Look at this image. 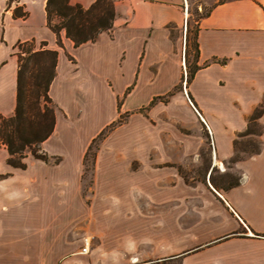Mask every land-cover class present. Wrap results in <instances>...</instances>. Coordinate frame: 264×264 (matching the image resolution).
Listing matches in <instances>:
<instances>
[{
	"label": "crops",
	"instance_id": "1",
	"mask_svg": "<svg viewBox=\"0 0 264 264\" xmlns=\"http://www.w3.org/2000/svg\"><path fill=\"white\" fill-rule=\"evenodd\" d=\"M7 1L0 0V113L8 117L15 108V45L34 40L45 42L43 49L56 50L49 88L55 128L41 148L59 161L49 165L34 159L30 164L27 156L26 169L0 180V264H58L61 259L67 264L73 249L67 235L84 204L83 148L67 160V120L79 116L78 105L68 98H91L92 120L104 115L107 98L111 115L101 129L112 121L117 97L133 82H159L156 88L166 90L182 74L186 15L193 3L210 8L196 23L198 69L187 86L193 110L218 135L215 151L209 155L199 199L184 201V180L167 166L154 169L144 198L160 204L159 239L173 257L191 247L197 251L191 255L194 264H264V133L262 150L237 160L238 139L233 137L246 130L247 117L264 96V0H120L112 3L111 29L76 48L64 31L62 48L57 46L47 27L46 0H19L17 5L28 13L25 19L14 18L16 4L8 8ZM94 1L69 0L85 9ZM183 27L184 42L171 36ZM224 113L236 114L224 118L228 127L218 122L217 115ZM0 148L6 155L0 156V165L3 160L6 164L7 153ZM31 166L34 172H27ZM128 189V200L135 199L130 197L135 186ZM77 227L85 234L97 230L87 224ZM123 231L118 222L110 232L118 238ZM127 233L136 234L134 220ZM82 246L83 238L76 254L83 255Z\"/></svg>",
	"mask_w": 264,
	"mask_h": 264
},
{
	"label": "rangeland",
	"instance_id": "2",
	"mask_svg": "<svg viewBox=\"0 0 264 264\" xmlns=\"http://www.w3.org/2000/svg\"><path fill=\"white\" fill-rule=\"evenodd\" d=\"M198 5L193 3L186 15L185 25L189 30L190 42L187 58L186 38L184 51L182 46L181 77L168 82L166 90L156 88L159 82H133L129 89L117 97L112 111L113 119L101 129L99 127L111 115L107 98L103 100L104 115L95 120L91 118V98H68L74 105H78L79 116L75 114L72 119L67 120V160L83 148L80 168L83 170L81 184L84 204L79 216L72 221L71 233L67 235V242H72L73 248L67 253V264H194L191 255L197 251L191 247L183 250L179 257H173L172 252L163 248L159 239L160 204L145 200L144 187L147 182L149 185L150 176L156 173L154 169L157 171L164 166L173 167L174 173L176 171L184 180V201L199 199L203 191L199 186L204 182L210 163L209 155L215 151L213 140L218 135L212 131L211 133L201 115L193 110L186 83L187 71H193L196 67V23L210 8L203 4L199 9ZM184 31V27L181 33L172 31L171 36L184 42ZM40 47V43H35L33 48L37 50ZM68 59L73 62L69 55ZM150 87L148 93L144 91ZM185 93H188L187 96ZM261 105L264 106V96L256 108ZM235 115H217L218 122L228 127V121L224 118L230 119ZM261 117L258 119L259 127L254 131L263 135L264 124ZM102 131V136L97 138ZM240 133L242 132H235L233 137L236 139ZM261 136L254 134L238 137L236 152L239 156L246 157L252 152L261 151ZM94 138L97 139L91 144ZM40 149L43 151L41 145ZM0 156L1 159L6 156L2 150ZM28 156V162L35 164L36 161ZM48 157L49 165L57 159ZM160 158L165 162H159ZM1 163L0 180L17 171L7 166L4 160ZM219 165L224 170L225 164ZM33 169L35 168L31 166L26 171L31 173L34 172ZM131 186H135V193L130 195L135 197L131 199L133 201L128 200V187ZM133 220L136 234L129 236L127 224ZM118 222L120 230L124 231L115 238L110 231ZM84 224L88 228L96 226L97 230L85 234L77 229V226ZM84 237L90 239L89 252L76 254ZM64 260L61 259L58 264Z\"/></svg>",
	"mask_w": 264,
	"mask_h": 264
},
{
	"label": "trees",
	"instance_id": "3",
	"mask_svg": "<svg viewBox=\"0 0 264 264\" xmlns=\"http://www.w3.org/2000/svg\"><path fill=\"white\" fill-rule=\"evenodd\" d=\"M16 4L13 9V17L25 19L28 13L22 6H18L19 0H8L7 7ZM47 27L55 34L57 46L62 48L60 39L61 31L65 37L78 47L87 42H94L97 36L104 31H109L115 17L114 7L110 0H95L85 9L78 4H70L69 0H46L45 6ZM208 14H204L201 18ZM56 20V21H54ZM189 30L186 31L185 57L189 50ZM34 40L19 42L15 45L17 57L16 97L15 108L11 116H3L0 113V147L7 153L6 164L14 169H26L25 159L30 155L35 160L45 163L50 162L48 155L41 151L40 145L46 141L55 128L56 106L49 96V88L55 77V66L58 52L56 50L43 49L45 42H41L40 49H35ZM196 62L198 58L197 42L194 43ZM186 60V59H185ZM187 71L186 83L189 84L194 73L198 69ZM188 68V67H187ZM153 100L150 102L152 104ZM264 112V106L256 108L248 117L247 128L238 137L262 133H256L259 127L258 119ZM104 131L97 136H102ZM94 138L91 144L97 139ZM235 160L239 159L236 152L238 141L235 140ZM91 146V145H90ZM90 150V148H88ZM260 150L252 152L259 153ZM251 154V155H252ZM88 152L85 154V157ZM59 159H55L57 163Z\"/></svg>",
	"mask_w": 264,
	"mask_h": 264
},
{
	"label": "built area",
	"instance_id": "4",
	"mask_svg": "<svg viewBox=\"0 0 264 264\" xmlns=\"http://www.w3.org/2000/svg\"><path fill=\"white\" fill-rule=\"evenodd\" d=\"M112 3L119 2L120 0H110ZM90 247V239L88 237L83 238V246L81 248L82 254H87L89 252Z\"/></svg>",
	"mask_w": 264,
	"mask_h": 264
},
{
	"label": "water",
	"instance_id": "5",
	"mask_svg": "<svg viewBox=\"0 0 264 264\" xmlns=\"http://www.w3.org/2000/svg\"><path fill=\"white\" fill-rule=\"evenodd\" d=\"M184 92H185V90H184ZM185 95L187 96V93H185ZM192 105V104H191ZM192 107H193V105H192ZM198 114V113H197ZM199 115V114H198Z\"/></svg>",
	"mask_w": 264,
	"mask_h": 264
}]
</instances>
